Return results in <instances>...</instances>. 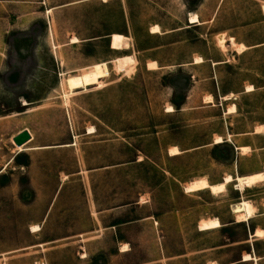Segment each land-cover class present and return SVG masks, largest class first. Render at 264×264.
Segmentation results:
<instances>
[{"label":"rangeland","instance_id":"1","mask_svg":"<svg viewBox=\"0 0 264 264\" xmlns=\"http://www.w3.org/2000/svg\"><path fill=\"white\" fill-rule=\"evenodd\" d=\"M69 1L0 0V264H264V178L184 189L264 171V0ZM190 12L203 24L187 26ZM113 32L128 48H110ZM100 62V86L67 91V76ZM22 128L48 150L17 151ZM56 194L54 216L30 232ZM241 200L255 211L237 222ZM88 209L97 229L72 228ZM213 217L219 227L199 229Z\"/></svg>","mask_w":264,"mask_h":264},{"label":"bare ground","instance_id":"2","mask_svg":"<svg viewBox=\"0 0 264 264\" xmlns=\"http://www.w3.org/2000/svg\"><path fill=\"white\" fill-rule=\"evenodd\" d=\"M188 21L189 23H199L198 15L196 13H190L188 15ZM149 30L151 33L159 32L160 30L159 25L153 24ZM109 38H110V42H109L110 48L115 49V50H123V49L128 48V43L126 41L129 38L125 36L124 34L113 32L110 34ZM229 41L231 42V44L233 45L235 44L232 37L229 38ZM217 43L220 47L225 48L226 42H225V37L223 33H220L217 35ZM244 47L245 46L242 43H238L236 45V48L238 50H241ZM133 59L134 58L131 55L127 54V55L117 56L116 58L113 59V62L116 68H118L119 70L126 71L128 66L134 61ZM201 60H202L201 57L199 58L195 57L194 62H200ZM156 67H157L156 61L147 62V68L154 69ZM90 68H91V71L86 74H83L81 72V70L84 68H80V69L74 70V72H76L75 75L67 76L65 78V86L68 92H73L76 89H85L89 85L100 86V83H101L100 78L103 76H106L108 72L106 62L96 63L90 66ZM247 88H250V87H247ZM207 101L208 102L211 101L210 96L207 97ZM233 108L234 106H231L229 108V111L233 110ZM166 111H172V107L168 106L166 108ZM257 130H258V127H257ZM220 140H221L220 137H215L216 142H219ZM14 147L16 148L17 151H22L24 149L22 145L20 146L15 145ZM245 149L246 148L243 147L241 150L243 151ZM179 152L180 151L178 150L176 146H172L169 149V153L172 155H175ZM263 178H264V171L252 173L246 176L236 175L235 178H233L232 175L227 174L223 178V180L218 183H210L205 177H200V178L194 179L190 181L189 183H187L184 189L187 192H191L194 190L197 191V190H202V189H209L212 193H217L219 191H224L226 189V184L230 181L232 182V180H235L236 187L239 190H243L246 186H250L256 183L258 180H262ZM231 208H232V212L235 214V218L237 222L249 220L251 217H253V214L255 211V207L247 200H241L240 202L233 204ZM220 225L221 223L219 219L216 217H213L210 219L202 220L199 224V229L200 230L213 229V228L219 227ZM30 229L32 231L37 230L38 226L31 225ZM262 232H263L262 229H255L253 234L250 235V237L260 236ZM242 260H257V258L253 257L251 253H247L242 256ZM208 264H215V263L209 262Z\"/></svg>","mask_w":264,"mask_h":264},{"label":"crops","instance_id":"3","mask_svg":"<svg viewBox=\"0 0 264 264\" xmlns=\"http://www.w3.org/2000/svg\"><path fill=\"white\" fill-rule=\"evenodd\" d=\"M83 0H74L73 2L72 1H69V2H66L64 5H67V4H72V3H74V2H82ZM55 8H57V6H55V5H49V6H46V10L47 9H50V11L51 10H53V9H55ZM190 13H195V12H190ZM189 13V14H190ZM188 14V15H189ZM197 14V13H196ZM198 15V14H197ZM198 17H199V15H198ZM199 23H189L188 22V17H187V22L189 23L187 26H198V25H201V24H203V21H201L200 20V18H199ZM159 33H161V31L159 32ZM217 36V35H216ZM225 42H226V39H225ZM227 43V42H226ZM226 43H225V45H226ZM198 57V56H197ZM200 57V56H199ZM198 57V58H199ZM195 59V58H194ZM194 59L192 60V64H200V63H202L204 60H203V58L201 57V61L200 62H194ZM151 61H154V60H151ZM217 62V61H216ZM216 62H213L214 64L216 63ZM158 68V65H157V67L156 68H154V69H157ZM149 69V68H148ZM247 87H250V88H246V90H252L253 89V87H252V85H248ZM224 98H229V95L227 94V95H225V96H223ZM172 111H174V109H172ZM229 111V110H228ZM231 111H233V110H231ZM231 111H229V112H231ZM168 112H171V111H168ZM261 126H259L258 127V129L260 128ZM24 129H27L28 130V132L30 133V135H31V138L28 140V141H26L22 146H23V148L24 149H28V150H32V152L33 153H41V152H44L45 150H48V149H46L48 146H46V145H42V144H35V145H29L30 143H32L33 141H34V134H32V131L30 130V128H22V129H20L19 131H17L13 136H15L17 133H19L20 131H22V130H24ZM255 132L257 133V132H259L258 130H255ZM215 137H220L221 138V140L219 141V142H216L215 141V138L213 139V144H220V143H223L225 140L220 136V135H217V136H215ZM226 140L227 141H230L231 140V135H230V133L229 134H227V138H226ZM65 146H67V144H65ZM248 148L247 146H240V145H234V148L235 149H242V148ZM23 149V150H24ZM240 149V150H241ZM22 150V151H23ZM19 152H21V151H19ZM180 153V152H179ZM27 168H28V170H29V172L32 170V165L30 164V165H27ZM92 170V169H91ZM91 170H87L86 172L88 173L89 171H91ZM81 173V171L79 172V174ZM86 173V174H87ZM256 173V172H255ZM90 174V173H89ZM251 174V173H250ZM246 175H249V174H246ZM246 175H242V176H246ZM82 180L84 179V177H83V175H82ZM233 178H235V177H233ZM32 179V178H31ZM33 180V179H32ZM57 200H58V194H56V195H54V196H52V198H51V201L49 202V205H48V207H47V209L45 210V212L43 213V216H42V218H40L39 220H38V222L37 223H34V224H32V225H37L38 226V229L37 230H34V231H32L31 229H30V227H29V230H30V232H37V231H40L41 230V227L45 224V223H47V221L49 222L51 219V217H52V215L54 216V207H55V204H56V202H57ZM104 210H102L101 212H103ZM96 213H98V214H100L99 213V211H96ZM61 214H64V213H61ZM85 217H86V219H87V221L86 222H88V224L87 225H83V226H81V227H79V226H74V227H72V228H75V229H78V230H91V229H97L96 228V222L97 221H95V220H97V218L95 217H93L92 216V212L88 209L87 211H86V213H85V215H84ZM92 221H94L93 222V226H92ZM91 223V224H90ZM40 245V244H39ZM125 250V249H124ZM123 250V251H124Z\"/></svg>","mask_w":264,"mask_h":264},{"label":"water","instance_id":"4","mask_svg":"<svg viewBox=\"0 0 264 264\" xmlns=\"http://www.w3.org/2000/svg\"><path fill=\"white\" fill-rule=\"evenodd\" d=\"M31 138L30 133L27 129H24L17 133L15 136L12 137V140L15 145L20 146L23 145L26 141H28ZM251 235V234H250Z\"/></svg>","mask_w":264,"mask_h":264}]
</instances>
